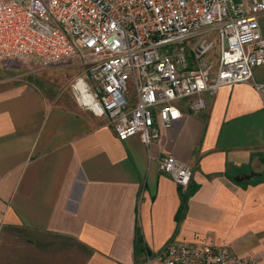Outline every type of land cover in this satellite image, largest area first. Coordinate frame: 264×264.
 <instances>
[{
	"label": "crops",
	"instance_id": "obj_1",
	"mask_svg": "<svg viewBox=\"0 0 264 264\" xmlns=\"http://www.w3.org/2000/svg\"><path fill=\"white\" fill-rule=\"evenodd\" d=\"M258 19L264 36V12ZM8 65L0 61V264H142L170 238L264 264V65L205 94L203 110L182 108L148 146L118 139L105 116ZM164 155L191 167L195 187L176 230L180 190L159 171Z\"/></svg>",
	"mask_w": 264,
	"mask_h": 264
},
{
	"label": "built area",
	"instance_id": "obj_2",
	"mask_svg": "<svg viewBox=\"0 0 264 264\" xmlns=\"http://www.w3.org/2000/svg\"><path fill=\"white\" fill-rule=\"evenodd\" d=\"M264 0H0V61L43 68L77 57L75 104L143 145L205 94L264 65ZM159 171L184 191L192 169L171 155ZM142 264H254L226 245L170 238Z\"/></svg>",
	"mask_w": 264,
	"mask_h": 264
},
{
	"label": "rangeland",
	"instance_id": "obj_3",
	"mask_svg": "<svg viewBox=\"0 0 264 264\" xmlns=\"http://www.w3.org/2000/svg\"><path fill=\"white\" fill-rule=\"evenodd\" d=\"M8 66L11 67L10 71L12 74H17L18 76L21 74L25 79L45 83L43 87L47 93L52 94L56 92L68 98H70L71 95L69 83L82 72L79 61L75 59H69L49 67L35 70L32 69L28 63L15 60L9 61ZM30 69L34 71L31 72ZM47 87L50 88V91L47 90Z\"/></svg>",
	"mask_w": 264,
	"mask_h": 264
},
{
	"label": "trees",
	"instance_id": "obj_4",
	"mask_svg": "<svg viewBox=\"0 0 264 264\" xmlns=\"http://www.w3.org/2000/svg\"><path fill=\"white\" fill-rule=\"evenodd\" d=\"M260 180H264V173L259 175L258 181H260ZM194 189H195V187H190L188 185L184 191H179V204H178L177 210H176L175 215H174V220L176 223L175 230H176L179 222L181 221V219L184 216L187 199Z\"/></svg>",
	"mask_w": 264,
	"mask_h": 264
},
{
	"label": "water",
	"instance_id": "obj_5",
	"mask_svg": "<svg viewBox=\"0 0 264 264\" xmlns=\"http://www.w3.org/2000/svg\"><path fill=\"white\" fill-rule=\"evenodd\" d=\"M252 175H253V173H248L247 175H240V176H237L234 180L236 182H239L242 180H248Z\"/></svg>",
	"mask_w": 264,
	"mask_h": 264
}]
</instances>
